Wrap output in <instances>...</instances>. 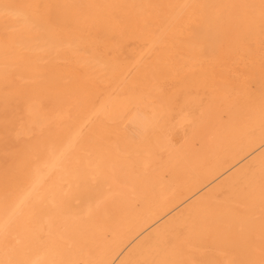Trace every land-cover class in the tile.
Listing matches in <instances>:
<instances>
[{"label": "bare ground", "instance_id": "6f19581e", "mask_svg": "<svg viewBox=\"0 0 264 264\" xmlns=\"http://www.w3.org/2000/svg\"><path fill=\"white\" fill-rule=\"evenodd\" d=\"M0 264H264V0H0Z\"/></svg>", "mask_w": 264, "mask_h": 264}, {"label": "rangeland", "instance_id": "374dc122", "mask_svg": "<svg viewBox=\"0 0 264 264\" xmlns=\"http://www.w3.org/2000/svg\"><path fill=\"white\" fill-rule=\"evenodd\" d=\"M205 253L209 254L210 252L206 250Z\"/></svg>", "mask_w": 264, "mask_h": 264}]
</instances>
